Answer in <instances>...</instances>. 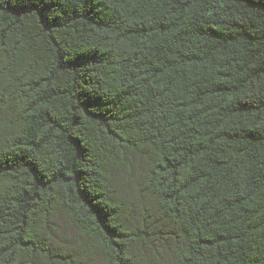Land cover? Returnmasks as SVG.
Wrapping results in <instances>:
<instances>
[{"label": "trees", "instance_id": "16d2710c", "mask_svg": "<svg viewBox=\"0 0 264 264\" xmlns=\"http://www.w3.org/2000/svg\"><path fill=\"white\" fill-rule=\"evenodd\" d=\"M0 264H264V0H0Z\"/></svg>", "mask_w": 264, "mask_h": 264}, {"label": "rangeland", "instance_id": "374dc122", "mask_svg": "<svg viewBox=\"0 0 264 264\" xmlns=\"http://www.w3.org/2000/svg\"><path fill=\"white\" fill-rule=\"evenodd\" d=\"M132 192V191H131ZM131 194V193H130ZM131 199H134L132 196H131ZM60 216V215H58ZM62 216H60L61 218ZM65 225L61 220H58V224H57V230H58V233L59 234H62L63 233V230L65 229Z\"/></svg>", "mask_w": 264, "mask_h": 264}]
</instances>
